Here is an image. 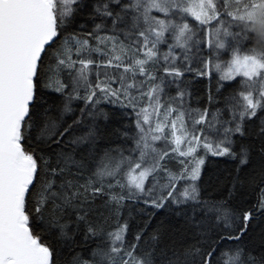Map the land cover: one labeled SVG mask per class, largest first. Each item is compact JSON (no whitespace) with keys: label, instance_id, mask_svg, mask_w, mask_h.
<instances>
[{"label":"snow or ice","instance_id":"1","mask_svg":"<svg viewBox=\"0 0 264 264\" xmlns=\"http://www.w3.org/2000/svg\"><path fill=\"white\" fill-rule=\"evenodd\" d=\"M87 7L0 0V264H57L41 230L73 253L67 264H255L225 242L240 241L264 212V189L254 210L238 214L203 197L198 181L208 155L249 163L250 148L237 151L235 137L247 135L258 114L255 135L264 138V48L248 43L256 34L264 41V0H92ZM81 13L91 30L69 31ZM189 73L210 82L219 73L203 106L192 105ZM45 89L63 100L55 113ZM103 104L132 110L134 132L122 133V145L100 143ZM101 194L117 213L125 201L175 206L188 242L157 254L158 234L129 241L126 222L105 232L88 219Z\"/></svg>","mask_w":264,"mask_h":264},{"label":"trees","instance_id":"2","mask_svg":"<svg viewBox=\"0 0 264 264\" xmlns=\"http://www.w3.org/2000/svg\"><path fill=\"white\" fill-rule=\"evenodd\" d=\"M88 5L86 12L91 11L92 0H84ZM81 26L85 30H91L92 21L87 15L81 13L73 17V22L68 25V30L72 31ZM249 45L255 44L257 48H264V41H261L258 34L253 39L249 40ZM225 59L228 57L225 56ZM157 75L160 72L156 71ZM214 74L210 82L207 77H196L194 73L186 74V87L191 92V102L195 106L197 104L203 106L207 103L208 92L211 88L215 91L216 76ZM169 91L175 93L176 89L172 88ZM224 90H221L223 93ZM44 98L56 107L63 104V100L58 93L43 90ZM82 106V101H75L74 108ZM103 107L108 113V119L98 121L100 125V143L115 147L125 143L122 133L134 132V115L132 110L121 108L113 105L103 104ZM126 113L128 115H126ZM78 114V112L76 113ZM259 117L247 122L246 128L248 134L244 137H235L236 150L238 151L241 145L247 146L251 150L249 163L240 167L237 159H232L228 156H211L208 155L205 159L200 181L201 195L205 198H211L219 201H226L227 205L232 207L238 214H242L245 210L253 209L258 203L261 195V190L264 189V152H261V147L264 146V138L255 135L259 127ZM69 122L72 117H65ZM35 135V133H34ZM131 144V141H128ZM37 147L39 152H49L47 147ZM55 147V146H54ZM169 166L172 169L181 167L175 161L170 162ZM92 208L89 212L88 219L94 223L103 226L105 232L115 229L118 222H126L128 232L126 239L129 241L135 240V235L142 233L141 242L150 236V234H158L161 237V242L157 247V254L161 248L171 250L178 248L188 242L187 225L185 218L177 214L175 206L169 207L165 205L163 209L153 208L142 202L125 201L124 206L117 213L115 206L108 202L107 195H99L95 200L91 201ZM239 221L235 227H239ZM36 224L40 225L41 221L36 220ZM42 236H47L49 243L55 246L56 254L59 257L57 264H67L72 252L67 251L57 240L55 236L44 233L41 230ZM80 237H77L79 240ZM102 237H97V242H100ZM228 247L239 245L245 250V259L251 258L255 264H264V212L259 213L247 222V231L241 237L240 241L225 242ZM95 246V245H92ZM74 251L84 252L86 248L77 247ZM159 264V262H158Z\"/></svg>","mask_w":264,"mask_h":264}]
</instances>
